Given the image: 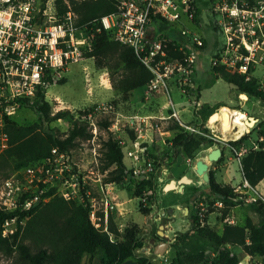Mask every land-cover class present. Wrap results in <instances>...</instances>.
I'll return each instance as SVG.
<instances>
[{"label":"built area","instance_id":"obj_1","mask_svg":"<svg viewBox=\"0 0 264 264\" xmlns=\"http://www.w3.org/2000/svg\"><path fill=\"white\" fill-rule=\"evenodd\" d=\"M33 2L35 0H0V154L9 146L7 118L22 109L24 98H33L39 88L51 82L47 77L53 70L83 59L84 48L90 45L96 31L102 29L110 30L116 40L135 49L153 73L146 86L147 91L165 88L171 115L179 118L168 84L173 79L194 88L193 74L208 38L201 17L202 10L207 9L214 16L211 27L217 41L210 58L211 66L222 65L233 73L242 74L245 81L256 79L257 89L264 94V0H118L117 10L95 18L91 27L89 23L77 24V14L71 9L58 14L55 7V13H49L46 7L35 8ZM172 50L181 51L182 55L171 53ZM252 96L262 101V96ZM196 103L200 104V101ZM95 110L89 113V118L96 113ZM134 117L138 122L137 131L150 119L147 115ZM257 120L259 124V118ZM184 125L186 130L212 137L192 125ZM90 126L93 134L88 141L98 165L97 127L93 122ZM261 129L260 126L249 148L227 142L236 152L240 164L247 150L264 149V132ZM249 132L247 126L246 133ZM141 136L143 134L139 132L138 137ZM213 139L218 140L216 137ZM138 143L137 139L132 141L133 148L127 151L128 155L135 157V167H131V172L137 181L150 178L155 170L154 160L145 161L142 168L138 165L140 155L135 150ZM72 151L54 147L51 154L41 161L3 178L0 208L27 210L38 202L60 195L88 205L92 223L113 239L110 217L119 203L110 188L118 183L105 181V172L100 166L97 176L89 182L73 159ZM244 179L245 185L255 192L253 196L246 197V201L260 200L264 203V195ZM95 187L98 198L94 194ZM27 193L29 197H25ZM223 203L221 199L214 201L216 207H222ZM207 210L202 201L200 215ZM14 222L15 217L6 219L4 230ZM246 254L238 264H264V257Z\"/></svg>","mask_w":264,"mask_h":264},{"label":"rangeland","instance_id":"obj_2","mask_svg":"<svg viewBox=\"0 0 264 264\" xmlns=\"http://www.w3.org/2000/svg\"><path fill=\"white\" fill-rule=\"evenodd\" d=\"M32 5L35 8H42L44 5L49 13H55L54 0H35ZM201 14L202 21L205 24V34L208 38L215 39L214 30L211 27L214 16L207 9L202 10ZM219 38L221 39L220 35ZM212 45L211 41L210 47L204 48L200 53L194 73L195 84L193 89H190V86L176 83L173 79L169 81V92L175 103L179 118L171 115L168 91L165 88L148 92L146 87L123 93L114 84L116 80L120 79L124 71L122 65L117 68L114 66L98 67L94 57L86 56L78 62L53 70L51 74L53 81L44 87L45 98L50 101L53 112L62 108H68L71 111L69 118L54 120L46 126L55 128L65 134L72 120L79 118L89 121V124L93 122L97 127L98 165L95 163L93 149H90L88 139L82 141L72 151L73 159L83 169L89 182H92L97 176L98 167L101 168L102 141L109 136L110 132L120 139L124 152V162L131 177H133L131 167H135L136 160L135 157L128 155L127 151L133 148L132 141L137 139L139 142V147L135 150L139 152L138 165L141 168L144 167L145 161L154 160L155 170L150 175L156 185L154 203L149 200V192L145 193L144 196L135 195V185L129 181L128 177L118 185L113 184L109 188L112 189L115 201L119 203L110 219L120 231L128 225H137L141 229L143 245L136 250V253L148 255L156 264H171L178 246L176 244L177 237L181 232L194 227V215H198L202 223H209L218 231L222 230L225 222L244 224L247 216H251L255 222L260 219V215L251 209L250 205L254 202L249 203L246 201V197L253 196L255 192L252 187L245 185L242 166L236 152L228 146V143L231 140L244 139L241 146L249 148L252 143L251 140L255 139L260 131L261 125L257 124V119L259 118V121L264 119V102L238 90L233 83L217 76L212 71L210 62L214 50ZM62 79H65V81L61 82ZM243 93L247 94L248 99L242 96ZM197 101H200V104L196 103ZM222 106L241 108L249 117H253L255 122L251 126L245 121L250 132L246 133L245 131L237 136L238 128H236L230 135L225 136L221 132V119L211 120L212 115L220 112ZM97 107L99 108L97 109ZM95 108L96 113L92 115V118H89V113ZM135 115L150 117L149 121L142 125L140 131L136 130L138 122L134 117ZM105 117L112 120L109 129L103 128L99 124V121ZM14 119L21 124L40 122L39 114L31 106L24 107L15 113ZM184 124L208 132L212 137L193 131L206 137L202 139L194 154L190 156L181 153L173 157L171 141L181 128L187 129ZM139 132L143 136L138 137ZM213 137L218 138L220 141L214 139L216 142L210 145L209 138L213 139ZM216 145L222 147L225 154L217 161L212 162L210 168L219 183L234 187L235 197H237L236 205L230 209L224 218H222V212L218 207L211 202L212 199H215V201L220 199H216L209 193L210 184L202 180L195 168L197 159L206 157L209 149ZM12 172L10 167L0 168V190L3 178ZM184 174L191 177L193 181L185 183L182 191L165 189L167 182L171 179L178 180ZM90 187L92 188V185ZM255 188L264 195V178ZM200 189H203V191L196 195L194 201H191L190 197ZM94 194L98 198L96 187ZM47 201L49 199L45 202ZM202 201L208 210L204 211L201 216L199 210ZM185 206H189L188 213H185ZM211 207L213 208L212 211H210ZM143 208L149 210L144 211ZM15 229L16 222L12 223L8 229L3 230V235L13 233ZM161 231H164L165 234L161 235ZM112 236L115 239L114 232H112ZM9 238V241H13V237L10 236ZM195 240L200 245L214 250L207 240L201 237H196ZM163 241L169 242L165 247V251L163 253L156 252L157 245ZM232 249L241 252L240 247H233ZM88 261L89 259L86 258L84 263H88ZM212 261L211 256L208 262L199 264H213ZM18 263L17 251L10 250L7 242L0 241V264Z\"/></svg>","mask_w":264,"mask_h":264},{"label":"trees","instance_id":"obj_3","mask_svg":"<svg viewBox=\"0 0 264 264\" xmlns=\"http://www.w3.org/2000/svg\"><path fill=\"white\" fill-rule=\"evenodd\" d=\"M54 4L58 14L71 9L77 14V24L89 23L91 27L95 18L116 11L118 0H54ZM94 29L93 26L92 30ZM211 41L214 48L217 41L213 38H207L204 47H210ZM171 53L182 55L181 51L172 50ZM84 55L94 57L98 67L117 68L122 65L124 71L114 84L123 93L146 88L153 77L135 49L116 40L110 30L96 31L90 45L84 48ZM212 71L233 83L238 90L262 96L264 102V94L257 89L256 79L245 81L242 74L233 73L222 65L213 66ZM47 79L52 82L50 75ZM64 81L65 79L61 80ZM23 104L22 108L31 106L39 114L40 122L21 124L14 119V115L7 118L9 146L0 154V168L10 167L15 171L41 161L51 154L54 147L60 150L74 149L93 134L89 121L79 118L72 120L65 134L46 126L54 120L69 118L71 111L62 108L53 112L50 101L45 98L44 86L38 89L33 98H24ZM99 124L109 129L112 120L105 117ZM259 124L261 132H264V119ZM203 138L206 137L181 128L171 141L172 156L176 157L181 153L193 155ZM209 141L210 145L216 142L211 138ZM243 141L244 139L231 140L229 143L240 147ZM101 153V171L105 172V181L120 183L128 177L135 185V195L144 196L149 192V200L155 202L154 180L152 177H144L137 181L129 175L120 139L112 132L102 141ZM241 165L244 177L256 186L264 178V149L245 152ZM210 172L209 193L216 199L223 200L224 206L218 209L224 218L236 205V193L234 187L219 183L213 171ZM26 196L29 197L30 194L27 193ZM214 201L212 199L211 202ZM250 206L260 215L258 222L247 216L244 224L225 222L221 231L214 229L209 223H202L198 215H194V227L181 232L177 237L178 246L171 264L206 263L211 256L213 264H238L241 255L232 249L236 246H240L246 253L264 257V203L259 200ZM212 210L211 207L210 211ZM12 217L16 218V229L13 233L3 235L4 223ZM110 230L114 232L115 239H111L109 233L92 223L88 205L77 200H67L60 195L52 196L45 203L38 202L27 210L0 208V241L7 242L10 250L17 251L18 264H126L129 259H133L136 264H156L148 255L136 253L143 245L141 229L137 225H128L120 231L111 220ZM10 236L13 241H9ZM196 237L207 240L214 250L197 243ZM85 255L89 259L88 263H83Z\"/></svg>","mask_w":264,"mask_h":264},{"label":"water","instance_id":"obj_4","mask_svg":"<svg viewBox=\"0 0 264 264\" xmlns=\"http://www.w3.org/2000/svg\"><path fill=\"white\" fill-rule=\"evenodd\" d=\"M249 120V121H248ZM255 120L253 117H249L247 119V122L250 124ZM223 155V149L219 145H216L215 147H212L209 149V152L206 157H200L196 161V172L202 177V180L210 184L211 180V163L214 161H217L221 156ZM193 179L189 177L188 175L184 174L180 177V179H171L169 182L165 184V189H178L182 191L184 189L185 183H191ZM203 191V189L197 190L196 194L191 196V201H194L197 194H200ZM189 206H185V213H188ZM161 235H164V231L160 232ZM169 244L168 241H163L162 243L158 244L156 247V252L163 253L165 251V247ZM86 255L84 256L83 263L85 262ZM126 264H136V262L133 259H129L126 261Z\"/></svg>","mask_w":264,"mask_h":264},{"label":"bare ground","instance_id":"obj_5","mask_svg":"<svg viewBox=\"0 0 264 264\" xmlns=\"http://www.w3.org/2000/svg\"><path fill=\"white\" fill-rule=\"evenodd\" d=\"M242 96L245 99L247 98L246 93H243ZM248 118H249V115L246 114V112L242 110L241 108H238V107L237 108H227L225 106H222L220 112H217L212 115L211 120L216 121V120L221 119V122H222L220 123L221 132H223L225 136L230 135L231 132L235 128H238L237 136H239L245 131H247V126L245 124V121ZM251 124H253V121L250 123V126Z\"/></svg>","mask_w":264,"mask_h":264},{"label":"crops","instance_id":"obj_6","mask_svg":"<svg viewBox=\"0 0 264 264\" xmlns=\"http://www.w3.org/2000/svg\"><path fill=\"white\" fill-rule=\"evenodd\" d=\"M211 68H212V66H211ZM216 74V73H215ZM193 84H195L194 83V74H193ZM224 154H225V150H224V152H223ZM262 181V180H261ZM260 183V182H259ZM236 247H240V246H236ZM241 248V247H240ZM237 252V251H236ZM237 253H239L240 255H241V259H245L246 258V256H247V254H246V252L241 248V252H237Z\"/></svg>","mask_w":264,"mask_h":264}]
</instances>
